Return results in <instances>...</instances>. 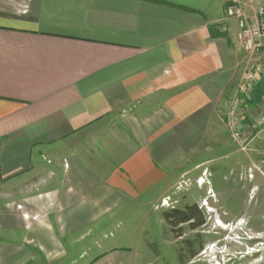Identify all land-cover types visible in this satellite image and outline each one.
Returning a JSON list of instances; mask_svg holds the SVG:
<instances>
[{
    "label": "crops",
    "instance_id": "1",
    "mask_svg": "<svg viewBox=\"0 0 264 264\" xmlns=\"http://www.w3.org/2000/svg\"><path fill=\"white\" fill-rule=\"evenodd\" d=\"M228 3L0 0V264H167L127 218L166 211L186 175L254 192L264 129L244 156L225 118L264 54L243 50ZM263 115L264 72L248 135Z\"/></svg>",
    "mask_w": 264,
    "mask_h": 264
},
{
    "label": "rangeland",
    "instance_id": "2",
    "mask_svg": "<svg viewBox=\"0 0 264 264\" xmlns=\"http://www.w3.org/2000/svg\"><path fill=\"white\" fill-rule=\"evenodd\" d=\"M260 76H257V83ZM244 80L243 76L240 84ZM244 119H246L245 112ZM233 143L236 145L234 141ZM252 143L247 149L238 148V152L248 156V153L252 152ZM262 161L258 165L261 167L254 169V173L250 169L251 172L246 175L249 180H254L251 185L254 184L256 189L252 193L249 192L248 186L239 192L238 190L233 192L229 185L233 184L234 177L226 174L225 178L222 174L217 178V175L211 172L209 177L200 179L204 181L200 188L198 186L200 180H196L195 175H186L177 182L175 189L167 197L169 206L166 205L165 208H168L166 211L161 207L157 210L153 208L134 218H127L126 221L131 220L130 223L134 226L142 221H145L144 224H149L148 227H141L138 233L141 234L144 228V231L150 234L148 240L152 245L149 248L155 253L156 250L162 253L167 264H177V260L180 264H264V164ZM252 162L253 160H242V165L244 168L247 165L252 168ZM258 175L261 179H255ZM194 205L198 207L204 218L203 226L193 230L186 224L180 227L179 232L173 231L169 225H166L167 228L163 227L164 224L161 225L163 221L166 222L165 213L168 210L173 208L183 210L186 206ZM122 229L124 228L113 230L114 236L117 230ZM127 230L129 237L136 232L135 229ZM179 235L182 237H178Z\"/></svg>",
    "mask_w": 264,
    "mask_h": 264
},
{
    "label": "built area",
    "instance_id": "3",
    "mask_svg": "<svg viewBox=\"0 0 264 264\" xmlns=\"http://www.w3.org/2000/svg\"><path fill=\"white\" fill-rule=\"evenodd\" d=\"M255 6L253 16L246 13V7ZM227 16L234 19L237 24V39L242 48L248 54L264 53V0H229L226 6ZM264 72V63L257 62L252 69L244 75V82L240 84L237 93L230 100L226 126L232 140L240 149H247L255 138V133L264 127V115L260 119L250 117L248 129L252 135L247 134V126L243 122L246 104L251 100L253 91L257 83V76ZM186 184V183H185ZM204 181H199V185ZM189 185V184H188ZM163 206L168 205V200L163 201ZM211 209V208H210Z\"/></svg>",
    "mask_w": 264,
    "mask_h": 264
},
{
    "label": "trees",
    "instance_id": "4",
    "mask_svg": "<svg viewBox=\"0 0 264 264\" xmlns=\"http://www.w3.org/2000/svg\"><path fill=\"white\" fill-rule=\"evenodd\" d=\"M165 221L173 231H181L180 227L189 225L191 229H197L204 225V218L201 216L197 206H186L185 209H171L165 213ZM179 229V230H178ZM182 237V235L178 236Z\"/></svg>",
    "mask_w": 264,
    "mask_h": 264
}]
</instances>
